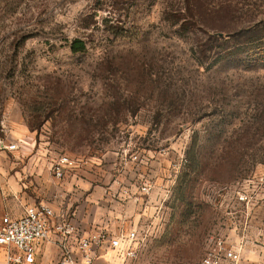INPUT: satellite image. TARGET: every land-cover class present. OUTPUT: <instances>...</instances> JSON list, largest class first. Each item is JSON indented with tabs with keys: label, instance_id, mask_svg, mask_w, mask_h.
I'll return each instance as SVG.
<instances>
[{
	"label": "rangeland",
	"instance_id": "374dc122",
	"mask_svg": "<svg viewBox=\"0 0 264 264\" xmlns=\"http://www.w3.org/2000/svg\"><path fill=\"white\" fill-rule=\"evenodd\" d=\"M262 19L264 0H0V148L17 122L34 134L49 203L75 232L108 231L99 220L116 212L136 231L134 255L98 249L93 264L264 245V40L245 42ZM76 173L91 181L80 197Z\"/></svg>",
	"mask_w": 264,
	"mask_h": 264
},
{
	"label": "built area",
	"instance_id": "2783aa9c",
	"mask_svg": "<svg viewBox=\"0 0 264 264\" xmlns=\"http://www.w3.org/2000/svg\"><path fill=\"white\" fill-rule=\"evenodd\" d=\"M8 150H18V143L4 146ZM66 157H61L54 167L55 174L60 177ZM240 202H248L247 195L239 196ZM55 231L61 235L59 241V264H93L96 250L112 249L118 252L131 248L137 239L136 231H123L113 235L109 231L97 230L87 235L75 232L66 224L65 217L55 211L47 202L26 205L24 213L17 218L3 215L0 221V264H39L37 249ZM76 235L74 239L71 235ZM75 243L71 246V243ZM243 243L228 244L219 238L208 251L202 264H238L241 259Z\"/></svg>",
	"mask_w": 264,
	"mask_h": 264
},
{
	"label": "crops",
	"instance_id": "0c3cea01",
	"mask_svg": "<svg viewBox=\"0 0 264 264\" xmlns=\"http://www.w3.org/2000/svg\"><path fill=\"white\" fill-rule=\"evenodd\" d=\"M16 126L18 131L13 134L16 140L12 141V143L16 141L18 143L23 142V148L20 147L18 150H8L3 147L0 148V172L4 174L5 177L0 179V213H3V215H9L13 218L20 217L24 213V209L28 204L40 201L49 203L51 195H49L48 189H50L49 186L52 179L51 166L49 161L46 160L45 153L41 152L39 148L34 147V134L28 131L24 126L18 124V122L16 123ZM8 173H10V176L6 175ZM86 178L87 179L84 180V177L78 175V173L71 178V184H69V186L74 187L75 184V187H79L76 189L75 196L78 195L80 197L83 195L81 189L83 188V181L87 180L86 182L91 184V181L88 179L89 177ZM67 183H69V181L65 182V184ZM77 190H79V192H77ZM63 196L64 192L62 191L59 193L60 201L63 200ZM51 206L53 207V205ZM75 207L80 208V204H77ZM116 208L118 207L116 206ZM76 213L80 214V211L77 210ZM76 218L84 223L80 216ZM123 218H126V215ZM108 220H111L109 224ZM119 220H122V216L116 212L108 216L106 215L99 221L100 223H104L105 227H108L109 233L113 235H118L123 231L132 230L127 224L126 226L122 224L120 225L119 223H122L123 220L118 222ZM97 230L103 229H96V231ZM94 231L95 229L82 234L87 235ZM56 236L57 233L53 230L50 234L49 241L43 242L38 247L37 261L39 264L40 262L43 264L54 262L55 257L60 254V251L58 253L56 249L53 250L52 243L55 242L54 240ZM240 243H243V246L241 259L238 264H264V254L261 255V253L264 252V245L258 246L253 242L251 243L250 241H247L243 237L239 239V244ZM57 258L56 262H58Z\"/></svg>",
	"mask_w": 264,
	"mask_h": 264
},
{
	"label": "trees",
	"instance_id": "16d2710c",
	"mask_svg": "<svg viewBox=\"0 0 264 264\" xmlns=\"http://www.w3.org/2000/svg\"><path fill=\"white\" fill-rule=\"evenodd\" d=\"M184 28L186 29V27H184ZM213 30H215V31H210L208 33V39L210 41L216 42V41H220V40L224 39V36H225L224 34H225L226 30L223 27H216V28H213ZM246 32H247L246 35L248 36L247 37L248 39L245 42L254 43V42H256V40H258L259 42H262L264 40V19H262V21H259L258 24H255V25L248 27ZM70 48H71V51L73 53H80V52L86 51L87 45L83 40L75 39L72 42V45ZM242 52H243V49L239 48V53H242ZM259 52L264 53V51H260V50H259ZM259 58H264V56L259 57Z\"/></svg>",
	"mask_w": 264,
	"mask_h": 264
}]
</instances>
